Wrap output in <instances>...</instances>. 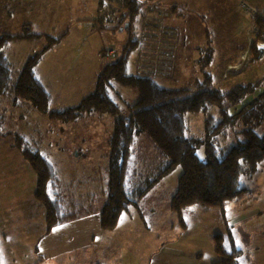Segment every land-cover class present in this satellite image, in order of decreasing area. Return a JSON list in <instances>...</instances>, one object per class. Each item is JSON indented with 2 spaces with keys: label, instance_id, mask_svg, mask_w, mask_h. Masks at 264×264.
I'll return each instance as SVG.
<instances>
[{
  "label": "rangeland",
  "instance_id": "rangeland-1",
  "mask_svg": "<svg viewBox=\"0 0 264 264\" xmlns=\"http://www.w3.org/2000/svg\"><path fill=\"white\" fill-rule=\"evenodd\" d=\"M34 1L35 0H30L32 4H35ZM101 1L103 2V6L100 4ZM161 1L162 0H147L151 9L148 13L145 12L143 17L139 18L140 21H138V24L133 31L135 34H131V32L126 30L125 23L124 25H121V28L117 30L119 32L116 34L97 30L96 35H91L89 37L88 44L98 46L103 44L102 49L105 55L103 54L102 58L105 59V57L109 55L107 53L110 51L116 55L121 54L130 38L141 41V37L139 36L140 32H142V35L147 32L150 36H145L144 41L150 44H155L152 46L154 55L152 57L142 56L144 52H139L138 54L137 47L136 51L130 55L128 60L129 73H134L136 59L141 57L137 61L138 64L144 65L146 62L149 65H153L157 73L166 77H171L175 69V67L173 68L172 61L174 60V57H176V51L175 45H172L168 40H172L173 37L163 35L161 31L148 29V27L162 19L168 18L170 15V13L166 11L170 7V2H165L166 8L164 7V9L166 10L164 13L161 7H159ZM184 2L188 3V0H184ZM46 3L48 9H42V12L49 16V20L47 21L48 27L54 28L52 35L55 36L60 35L65 30H69V37H76L74 25L79 21V17L85 19L83 24L84 26L87 25V27L90 25L98 26L100 24L105 27L115 28L116 26L114 27V25L116 24V21L123 14L120 0H47ZM100 6L102 8L101 11ZM158 10L166 15H158ZM248 15L252 18L256 17L252 14ZM21 16L24 17L23 19H29L28 13L25 15L23 13ZM99 16L103 17L102 21L98 20ZM120 22L121 21L118 22V25ZM142 22L145 24V29L143 31H141ZM254 23L255 22L252 19V32L246 37L247 42H249L250 38H253ZM178 27L182 29L184 28V25L182 26L180 24ZM199 28L198 25L194 28L187 27L185 35L177 38L179 42L178 48L182 52L180 58L182 59V57H186L183 66L186 64L188 66L194 64V67H191L190 71L195 72V74L197 73L195 77H189L185 81L183 79L181 81L185 82L183 84H165L159 80L158 83L160 85L168 87L169 89H178L179 87L188 86L191 87L192 94L202 90L201 88H195V85H201L205 82L207 83L208 79L199 75V67L203 64L195 61L194 58V50L195 48H199L200 41L203 40L198 36ZM194 29L195 35L191 32L194 31ZM240 38L241 37H235L233 38V41H238L240 43ZM75 39L80 41V38L76 37ZM255 40L258 41L260 49L264 50V47H262L264 46V40ZM173 41H175V39ZM39 44V47L35 50L36 52L41 51L47 43L45 41H40ZM168 44L172 46H169ZM211 44L212 46L209 45L210 49L211 47H216L218 41L215 38H211ZM218 47L220 54L215 58L214 63H209L212 56V52H209L208 64L203 65L208 67L214 66L213 69L207 68L203 70L208 75L211 74L214 79V84H211L208 81L210 88L205 89L214 88L227 93L230 88L237 84H255L258 81L261 83L256 87L254 93L246 97L241 104L228 108L229 114H232L235 111H238L242 105L256 98L259 93L264 90V54L259 61L250 63L251 53L250 51H247V48H244L245 51L243 49V51L239 53L237 60L227 69L228 71L238 70L241 72L237 74H229L225 79L226 81L223 82L221 79L222 77H220V74L222 75L220 67L222 66L223 61L229 58V54L232 50L228 42L225 45H219ZM20 52L21 53H18L19 58L15 57L13 60V63L17 65L15 66L16 71L17 67H19L18 61H20L24 51ZM49 54L50 53H48V55ZM113 60L114 59L111 61ZM111 61L107 60V63H110ZM55 63L54 60L51 61V73L57 71ZM174 63L175 62H173V64ZM51 73L49 71V77L53 78L50 81L54 82V77ZM212 78L211 80L213 82ZM55 94L56 91L53 92L54 96ZM111 97L120 108V116H127L129 114V107L134 105L137 101V93L134 90L117 85H114L111 91ZM59 103L60 102L56 101L55 103H52V108L49 107V110H59ZM13 110L14 111L11 112V115H5V124L1 123L2 126L0 125V132L14 133V131H16L18 135L22 134L23 140L31 146L36 142L37 138L41 139L43 153L54 165L60 176L63 177L66 184L70 182V176L83 175L86 172H90L91 175L88 177H94V180L90 182L93 187L91 185L88 187L86 181L81 187H73V192L80 191L78 198L83 200V204L86 205L85 197L88 189H90L91 193L94 195V207H102L105 203V197L99 195L98 191L101 189L103 190L104 188L103 178L106 180L104 167L107 165V158L105 159L103 156L96 159H87L81 156L78 157L76 152L73 151V148L76 142L88 146L90 145L89 142L96 140L98 142V147L86 148V150L92 152L101 149L99 146L105 141L107 142L112 133L115 117L95 116L94 118L91 115L90 117L83 116L75 122L62 123L50 120L47 116V121L45 122L46 117L43 116V120L40 124L42 129L39 135L31 131L32 125L34 124L32 121L33 114L31 112H26L24 117L17 119L16 116L21 113L15 109ZM210 114L216 117V122L219 120L216 108L210 109ZM205 118L206 115L203 113L187 114V135L196 138L203 137V121ZM72 123L74 126H77V128H73V125H71L72 128L66 125ZM60 126L63 127V132H60ZM242 128L243 126H235L234 128L226 130L225 137L220 145L227 150L232 146H235L238 141H242L243 136L237 134ZM256 131H258L259 134L264 133V122ZM17 134H15V136ZM2 135L5 134H1L0 136L5 138ZM8 138H10L13 141V144H15L13 138ZM81 140L83 141L81 142ZM148 142V139L141 135L138 137V140L135 141V145L132 146L133 157L130 159V165L127 166L128 177L133 178L144 175L143 172L148 167L147 165L143 166V163L145 162L147 164L150 161V156L154 154V151L149 147L150 145ZM102 146L105 151V146ZM15 149L19 152L18 148L15 147ZM146 150L147 152L143 153ZM197 154L200 159L204 158L202 147L197 151ZM146 157L149 158L146 159ZM258 168L257 172L251 177H241L239 187L246 191L241 193L236 199L228 202L224 207V212L218 208L193 205L183 209L180 215L179 213L172 211L170 208V200L176 191L177 181L181 174L180 168H175L159 183L153 186L141 200L137 201L136 205H132L127 213L118 216L115 229L104 231L100 228L101 231L105 233L102 242L94 244L92 248L87 249L81 254V257H87L81 264H217V262H219V264L221 262L222 264L223 261L221 259L228 258V255H230L231 252L224 251V253L218 254V251L216 250V241H218V238L215 236L217 234L223 236L224 240L222 239V241H227L228 235L233 236V238H238L237 243L239 247H242L244 250L242 251V254L245 252L249 253L250 246L241 245L242 242L239 238L243 233L246 235H258L259 233L252 229V226L254 224H264V164H261ZM76 195L77 194L74 196L75 199ZM85 213L86 212H73L66 214L83 215ZM223 221H227V224L234 221L238 222L239 225L225 229L223 225L221 226ZM246 223L248 227L243 226V224ZM41 227L43 232L42 235L44 236L49 235L55 228L54 227L48 234H45L44 221ZM37 229H33V233H36ZM236 254L238 253H235L234 255ZM253 255H255V253ZM5 263L26 264L22 260H17L15 263L1 261V264ZM239 264L252 263L242 260Z\"/></svg>",
  "mask_w": 264,
  "mask_h": 264
},
{
  "label": "trees",
  "instance_id": "trees-1",
  "mask_svg": "<svg viewBox=\"0 0 264 264\" xmlns=\"http://www.w3.org/2000/svg\"><path fill=\"white\" fill-rule=\"evenodd\" d=\"M100 4L103 6L102 1ZM120 5L123 9L120 24L115 28L99 24L95 26L97 30L114 32L126 23V30L135 34L133 31L139 18L151 9L147 0H120ZM172 10L174 8L169 11ZM102 18L99 16L98 20L102 21ZM253 21L262 34L264 23L261 18L253 17ZM24 30V35L0 37V97L13 92L18 99L30 103L38 113L62 123L75 122L88 115L115 117L107 141L105 203L99 211L102 230L115 229L118 216L127 213L132 205H136L153 186L177 167L181 174L170 200V208L180 215L183 209L193 205L218 208L224 212L225 205L243 192L239 187L241 177H251L264 164V133L256 131L264 122V90L238 111L232 114L228 112V108L241 104L253 94L261 84L259 81L255 84L234 85L227 93L214 88L205 89L210 88L209 77H206L207 83L195 85V88L202 89L196 93L191 94L192 89L188 86L169 89L155 81L158 75L153 66L146 62L144 65L137 63L136 72L129 73V57L141 44L138 39L130 38L121 54L107 56L110 61L114 60L97 76L94 91L90 95L74 107L50 111L51 95L37 78L35 68L44 51L55 44L57 39L46 37L47 47L43 52L28 57L16 78L13 66L3 50L11 41L43 37L42 34L33 33L29 25L24 26ZM249 50L250 63L259 61L264 54L256 40L251 43ZM114 85L137 93V101L129 107L127 116H120V108L111 97ZM212 108L217 109V122L216 117L210 114ZM197 113H203L206 118L203 121V137L196 138L187 135L186 115ZM235 126H243L237 133L243 136V140L225 150L220 144L226 130ZM141 135L148 139L154 154L147 164L143 161V166L148 167L144 175L130 178L127 176V166L133 157L132 146ZM2 136L14 139L15 147L36 176L34 198L44 210L45 234L54 227L83 216L67 215L66 206L51 195L50 188L58 182L57 174L38 151L27 145L22 137L11 133ZM201 147L203 159L197 154ZM216 250L218 254L221 252L218 241ZM235 253L238 251L233 250L222 264H235L232 258Z\"/></svg>",
  "mask_w": 264,
  "mask_h": 264
},
{
  "label": "crops",
  "instance_id": "crops-1",
  "mask_svg": "<svg viewBox=\"0 0 264 264\" xmlns=\"http://www.w3.org/2000/svg\"><path fill=\"white\" fill-rule=\"evenodd\" d=\"M46 1L35 0V4H32L30 0H0V37L24 35V26L26 25H29L31 30L33 29V33L43 35V37L35 39L25 38L11 41L5 47L3 53L12 64L14 76L17 78L26 59L36 52L35 50L39 47L40 41L47 43L46 37L53 40L57 39V42L42 54L35 68V73L51 95L50 108H52V103H55V101L60 102L58 107L60 109L74 107L94 91L97 76L109 63H107V60H110L107 57L105 59L102 58L103 54L105 55L102 49L103 44L101 46L88 44L89 37L96 35L97 29L95 25L84 26L83 21L85 19L83 17H79V21L74 25L76 30L75 35L77 38H80V41H77L76 37H69V30H65L57 36L52 35L54 28L48 27L47 21L49 20V16L42 12V9H48ZM166 1L170 2L168 10L164 9V7L166 8ZM241 3H246L257 10L264 9V0H188V3H185L184 0H162L159 7L168 11L170 15L168 18L162 19L148 27V29L161 31L163 35L173 37L168 42L175 45L176 57L172 61L173 68L175 67V69L171 77H166L155 71L158 75V77H155V81L158 82L160 80L165 84H183L189 77H195L197 73L195 74V72L190 71L191 67H194V64L183 66L186 57L180 58L182 52L178 48L179 42L177 38L185 35L187 27L194 28L197 25L200 27L198 36L203 40L200 41L199 48H195L194 50L195 61L203 65L208 64V53L212 52L209 63H214L215 58L220 54L218 46L225 45L228 42L232 52H230L229 58L224 60L220 67L222 70L220 77L225 82L229 74L240 73L241 71L238 70L228 71L227 69L237 60L239 53L248 47L246 37L252 32L251 22L253 18L243 11ZM172 8L174 10L170 12L169 10ZM23 13L24 15L28 13L29 19H23L24 17L21 16ZM121 20L122 17L116 21L114 27ZM180 24L184 25V28L180 29L178 27ZM141 27V31H143L145 29L144 22H142ZM102 31L114 34L119 32H112L111 30ZM191 32L195 35V29ZM139 36L141 37V44L138 45V54L139 52H144L142 56L152 57L154 55L152 46L155 44L144 41L145 36H150V34L145 32L142 35V32H140ZM235 37H241V42L233 41ZM211 38H215L218 44H216V47L209 49V45L212 46ZM174 39L175 41H173ZM46 47L47 44L41 51L35 54L43 52ZM20 51L24 52L20 61H18L19 67H17L16 71L15 66L17 65L13 63V60L15 57L19 58L18 53H21ZM48 53L50 54L48 55ZM138 59H136L134 71ZM53 60L56 62L55 66L57 67L55 73H51V61ZM173 62L175 63L173 64ZM203 65L199 67V75L209 77V82L214 84L212 75H208L203 71L207 68L213 69L214 66L208 67ZM152 68L155 69L154 67ZM49 71L54 77V82L50 81L53 78L49 77ZM183 79L184 81L181 82ZM54 91H56L55 96L53 95ZM13 109L21 113L16 116L17 119L24 117L26 112H31L33 114L32 121L34 122L31 131L40 135L42 129L40 124L45 115L38 113L30 103L18 99L13 92L0 97V125L1 123L5 124V115H11V112L14 111ZM88 116L90 117L91 115ZM92 116L95 118V115ZM66 125L71 127L73 123ZM72 127L77 128L74 125ZM59 129L60 132H63L62 126ZM8 133L11 132L2 134ZM11 134L15 135L17 132L14 131ZM18 136L22 137L23 135L19 134ZM41 142V139L37 138L36 142L32 146H29L33 150L38 151L52 165L57 174L58 182L50 188L51 195L62 201V204L66 206V213H86L77 220L55 227L49 235H42L41 225L44 221V210L33 197L36 176L29 165L21 158L19 152L16 151L13 141L10 138L0 137V264L1 261L15 263L17 260H22L26 264H81L87 258L81 257V254L87 249L92 248L94 244L101 243L105 235L100 229L99 211L101 207H94V195L90 189L86 193V205L83 204V200L78 198L80 191L73 192V187H81L86 181L89 187L94 177H88L91 175L90 172H86L83 175H74L70 176L71 180L66 184L63 177L60 176L54 165L43 153ZM89 143L90 145L84 146V144L76 142L73 151L76 152L78 157L81 156L87 159H96L101 156L105 157V159L107 158L106 141L102 144L105 146V151L103 146L100 145L101 149L89 152L86 148H96L98 147V142L94 140ZM106 167H104V171ZM103 182L104 188L103 190H99L98 194L104 197L106 186L104 178ZM245 191L243 189V192ZM75 194H77L76 199L74 198ZM222 225L225 229H228V227H234L239 225V223L232 221L230 224H227V221H223ZM243 226L248 227L247 223L243 224ZM33 229H37V232L33 233ZM252 229L259 234L246 235L243 233L239 238L242 242L241 245L250 246L249 253L245 252L242 254L244 250L242 247H239L237 243L238 238L228 235L227 241H222V239L224 240L223 236L217 234L215 236H220L218 238V242L221 245L220 253H224V251H238V254L232 256L235 264H239L242 260L252 264H264V224H254ZM254 253L255 255H253ZM223 259L221 260L223 261Z\"/></svg>",
  "mask_w": 264,
  "mask_h": 264
},
{
  "label": "built area",
  "instance_id": "built-area-1",
  "mask_svg": "<svg viewBox=\"0 0 264 264\" xmlns=\"http://www.w3.org/2000/svg\"><path fill=\"white\" fill-rule=\"evenodd\" d=\"M241 8L246 12V13H248V14H252V15H254V16H256L257 18H261V20H262V23H264V9H261V10H257L256 8H254V7H252V6H250V5H247V4H245V3H241ZM158 12V15H166V14H164L163 12H161V11H157ZM253 38L251 39H249V42H248V47H247V51H250L249 50V46L251 45V43L255 40V39H258V40H260L261 41V39H262V41L264 40V32L261 34V33H259V31H258V29H257V27H256V25H255V23L253 24V36H252ZM107 54H109L108 56H113L114 54H113V52H108ZM243 59V58H242ZM150 66H153V65H150Z\"/></svg>",
  "mask_w": 264,
  "mask_h": 264
},
{
  "label": "water",
  "instance_id": "water-1",
  "mask_svg": "<svg viewBox=\"0 0 264 264\" xmlns=\"http://www.w3.org/2000/svg\"><path fill=\"white\" fill-rule=\"evenodd\" d=\"M125 28H127V24H125Z\"/></svg>",
  "mask_w": 264,
  "mask_h": 264
},
{
  "label": "snow or ice",
  "instance_id": "snow-or-ice-1",
  "mask_svg": "<svg viewBox=\"0 0 264 264\" xmlns=\"http://www.w3.org/2000/svg\"><path fill=\"white\" fill-rule=\"evenodd\" d=\"M262 47H264V46H262Z\"/></svg>",
  "mask_w": 264,
  "mask_h": 264
}]
</instances>
